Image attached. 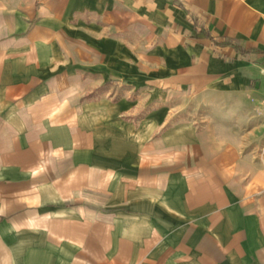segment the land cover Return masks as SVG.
<instances>
[{
	"label": "crops",
	"instance_id": "0c3cea01",
	"mask_svg": "<svg viewBox=\"0 0 264 264\" xmlns=\"http://www.w3.org/2000/svg\"><path fill=\"white\" fill-rule=\"evenodd\" d=\"M254 84L264 0H0V264H264L261 127L182 106Z\"/></svg>",
	"mask_w": 264,
	"mask_h": 264
},
{
	"label": "rangeland",
	"instance_id": "374dc122",
	"mask_svg": "<svg viewBox=\"0 0 264 264\" xmlns=\"http://www.w3.org/2000/svg\"><path fill=\"white\" fill-rule=\"evenodd\" d=\"M256 90H253L251 99L248 101H226V102H214L209 104H201V102L187 101L182 102L183 108H187L188 114H193L192 110L197 109V115L195 119L202 122H212L215 120H225L231 125L236 126L237 131L244 135L249 132L250 129L255 130L261 127L258 133H253L249 144L257 147L259 152L264 153V84H254ZM226 108L236 110L237 114L243 110L252 111L250 116H233L221 117L214 112V109ZM258 130V129H257Z\"/></svg>",
	"mask_w": 264,
	"mask_h": 264
}]
</instances>
